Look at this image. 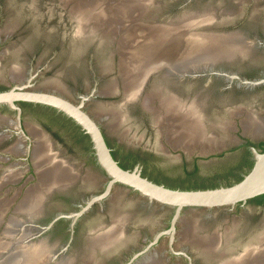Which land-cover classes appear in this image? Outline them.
<instances>
[{"label": "flooded vegetation", "instance_id": "flooded-vegetation-1", "mask_svg": "<svg viewBox=\"0 0 264 264\" xmlns=\"http://www.w3.org/2000/svg\"><path fill=\"white\" fill-rule=\"evenodd\" d=\"M71 2L0 0V91L29 80L24 89L55 93L73 103L86 96L83 109L98 125L116 163L123 169L136 168L140 176L168 188L229 185L251 168L252 148L264 149V80L251 83L264 78V0H170L166 8L154 2L161 9L156 7L154 15L148 10L146 16H138V22L165 20L177 12L214 6L217 14L211 28L236 30L234 36L247 51L223 57L193 52L175 56L166 61L171 64L163 62L147 73L130 99L122 81L116 37L110 39L103 27L76 35ZM11 17L12 24L6 25ZM141 25L138 32L146 26ZM28 34L36 37L34 46L21 50L15 40ZM20 52L26 55L17 64L14 57ZM201 57L207 59L197 62ZM55 69L66 72V86L39 78ZM110 83H115L114 90H108ZM168 96L177 101L174 113L178 116L172 114L171 124L179 132L173 134L169 122L157 116L163 113L161 97ZM15 105L19 111L0 103V179L9 172V176L17 173V179L0 186V200L13 192L12 234L16 230V241L23 244H47L46 257H50L45 264H218L225 258L221 252L242 250L238 248L244 238L264 226L257 217L264 200L253 199L255 196L233 207H183L173 230L174 207L150 202L119 182L87 205L104 192L109 180L89 136L53 106L25 100L15 101ZM247 116L250 126L246 128L243 120ZM189 123L199 129L194 137L183 133ZM40 137L46 139L55 159L71 170L74 180L47 192L38 213L27 216L14 208L26 189L39 183L37 170L42 166L34 164L32 152ZM65 150L74 156L69 157ZM16 184L22 185L19 191ZM1 222L6 225L2 218ZM185 222L198 228L183 239ZM103 232L111 234L106 235L108 244L90 246L91 237ZM210 234L219 235L214 250L203 247Z\"/></svg>", "mask_w": 264, "mask_h": 264}, {"label": "bare ground", "instance_id": "bare-ground-1", "mask_svg": "<svg viewBox=\"0 0 264 264\" xmlns=\"http://www.w3.org/2000/svg\"><path fill=\"white\" fill-rule=\"evenodd\" d=\"M150 3H152L151 0H72L71 2V14L75 19L76 35L83 36L86 34V32L101 29L102 26L105 25V27H103L104 34L108 35L112 40L117 37L115 39H117L121 54V75L123 78L122 81L125 92L129 99L134 97L140 90L142 86L141 84L144 80L143 77L147 75V73L156 68H159L163 62L169 61L175 56H183V54L186 55L185 53L193 52L197 53L200 56L202 55L208 57L210 55L212 56V54H214L215 56L216 54V56L223 57L233 55L234 53L247 51L240 43L239 37L194 34L191 32V26L197 23L203 24L208 20L216 19L211 9H204L199 12H190L189 14L174 19L165 26H145V23H141V21L138 22L136 19H134V22L138 28L142 26L141 24H143V27L145 28H142L141 36L138 37L137 41L140 42L131 45V40L134 37V27L129 24L131 21L130 19L136 15H143V12L146 10V8H148V5ZM110 31L113 33H110ZM198 55H194L193 57H197ZM207 57H201L199 58V60L197 59V62L201 61L203 58L205 61V58L207 59ZM195 58H193L194 61H196ZM187 59H189V61H192V58L190 57ZM187 59H185L186 61H184L188 63L189 61H187ZM179 62L182 63L181 61ZM168 63L171 64V62ZM174 63L176 62L174 61ZM112 84L111 86H109L108 90H114ZM160 105L163 113L160 112L157 116L161 120L164 117V119L169 122L168 129L170 132H172V134L177 132L178 130H176V128L171 124L173 119L172 114L178 116L174 113L177 101L169 96L161 97ZM190 115L193 116L192 118L195 122V114L191 113ZM243 124L246 128L250 126V118L248 116L243 120ZM196 126V124L189 123V125L187 126V130L185 128L183 129L184 135H187L189 137V135L192 136L199 133V129L196 128ZM255 128L259 129V125L255 124ZM197 137L199 136L197 135ZM37 140L38 142H35L36 145L34 146L32 153L34 164L36 166H42V168L40 167V169L37 170L39 184L36 187L34 186L32 188L26 189V192H24L22 198L14 208L16 212H25L27 216H34L38 213L41 207V201L47 192H49L53 188H62L66 185H69L72 178L74 180V177L71 176L70 173L71 170L69 171L65 164H63L61 161L56 160L53 154H51L49 150L50 148H48V144L46 143L47 141H44L46 139L42 140V138L40 137ZM9 173L1 177L0 186H2V184L7 182L8 180H14V177L17 176V173H15V171L10 176ZM7 205H9L8 202L2 203L0 201V208L5 209L4 207H6ZM12 219L14 218L10 216V219L7 221L6 225H4L5 230H3V233H6L8 235L12 234ZM185 223L184 228L181 232L183 239L191 237L193 235L194 227H197L195 223H192L193 225L191 224V222ZM114 230L116 229L114 228ZM14 232L16 233V230ZM107 233L103 232L94 234L91 237L90 246L93 247L96 245L98 246L107 243ZM215 234H210L211 236L206 237L207 239H203L204 248L209 250L215 249L217 245L216 239L219 236L218 234L217 236ZM110 235L108 234L107 236ZM114 236L117 235L115 234ZM110 238L113 239L114 237ZM110 238L108 239L110 240L109 243H111L112 240ZM2 239L3 238H0V248H2L3 245H6V241H4L5 243H3ZM104 241L106 242L104 243ZM28 244L30 245H28L27 247L23 246L22 248L15 249L14 252H10L12 253L10 255L12 256V264H45L47 262L46 258L49 256L48 255L46 257L50 247L42 241L32 242ZM1 253H3L2 250H0V254ZM67 258L69 259V257ZM71 258L74 259L73 257ZM218 264H264V242L260 241L257 245H248L245 247L243 253L239 254V256L224 258Z\"/></svg>", "mask_w": 264, "mask_h": 264}, {"label": "water", "instance_id": "water-1", "mask_svg": "<svg viewBox=\"0 0 264 264\" xmlns=\"http://www.w3.org/2000/svg\"><path fill=\"white\" fill-rule=\"evenodd\" d=\"M204 9H211L214 15L217 14L216 7L207 6L177 12L165 20H148L145 24L147 26H165L176 18L189 14L190 12H199ZM147 11L148 9L146 8L143 12L144 16L147 15ZM214 21L215 19L208 20L203 24L197 23L191 26V32L194 34L217 36L235 35L236 30L214 31L211 28ZM263 80L264 78L252 81L251 83H259ZM28 84L29 80L25 84L13 85L7 90L0 91V103H7L10 107L16 108L17 111H19V108L15 105V101L18 100L38 102L53 106L58 111L71 118L83 130V132L89 136L97 161L109 176V180L104 192L91 198L87 202V205L104 195L113 183L119 182L130 187L132 190L139 192L150 202L156 201L160 204L174 207L175 212L171 220V230H173L175 219L183 207H200L207 209L216 207H233L236 203H244L247 199L264 194V149L262 151H257L252 148L253 164L251 168L238 181L229 185H220L217 187L203 189L168 188L162 184L151 182L150 180L140 176L139 172L136 171V168L133 170L123 169L116 163L105 144L98 125L83 109V102L86 99V96H81L78 103H73L55 93L24 89ZM21 187L22 185L16 189L19 191ZM161 233L162 232L157 233L155 238H157ZM244 249L238 252H230L228 254L225 252L221 253L223 256L225 255V258L237 257L239 254L243 253Z\"/></svg>", "mask_w": 264, "mask_h": 264}, {"label": "rangeland", "instance_id": "rangeland-1", "mask_svg": "<svg viewBox=\"0 0 264 264\" xmlns=\"http://www.w3.org/2000/svg\"><path fill=\"white\" fill-rule=\"evenodd\" d=\"M151 1H152V3H150L148 5V8L147 9L150 12H152L153 15L155 14L153 12L155 9H157V8L158 9H161V7H157L155 4H153L154 2L160 3V5L161 4H165V8H166V5H168V2H170V0H151ZM4 6L7 7L8 5L7 4H4ZM181 12H183V11H181ZM165 13L168 14V13H170V11H165ZM137 18H138V15L132 17L130 19L131 21L129 23L132 27H134V37L131 40L132 41L130 43L131 45H134V44L140 42V41H137V40H138V37L141 36V32H138V27H137V25L134 22V19L138 20ZM15 22L18 23V21H15ZM5 24L6 25L12 24V17H11V20L5 22ZM102 27H105V25H103ZM33 38L35 39L36 37L33 36L32 34H28V35H25V36H20L19 38H17V40H15L16 41L15 44L18 47H20L21 50H22V47H24V46H26V47H30L31 46L32 47V45L34 46ZM25 55H26L25 53L20 52L19 55H17V56L14 57L16 59V61H17V64H20V63L22 64L24 62L22 59H24ZM13 75H14V73L12 74V76ZM66 76H67V74L64 71V69H55V70L52 71V73H50V74L48 73L44 77L43 76L42 77L40 76L39 78H41L43 81L45 80L44 82L50 83L52 85H59V86L60 85H65L66 86L67 85V82L64 80V78ZM66 152L70 153L71 156L68 155L69 157H73L74 156V155H72L73 153L71 151H68L67 150ZM186 183L187 182H185V184ZM192 183H195V182H190V184H192ZM200 184H202V183H200ZM18 186H19V184L18 185L16 184V187H18ZM3 188H6V187L4 186ZM12 193H10L5 200H0L2 203L8 202V204H9L6 207H4L5 209L0 208V220L2 218V221L4 220L5 223H7V221L9 220V216L11 215L10 213H11V209H12ZM3 196H4V194L1 197H3ZM9 201H10V203H9ZM1 206H2V204H1ZM257 214H258L257 217L259 219H261L262 222H264V207L260 208L257 211ZM0 225H1L0 226V238H3L2 239V242L3 243H5L4 241H6V245H3V247L0 248V250H2V252H3V253L0 254V264H8V263L9 264H12V256H10L12 253H10V252H14L15 249L22 248L23 246L24 247H27L30 244H23V243H20L19 241H16L19 238L18 237V233H14L15 235H13V234H9L8 235L6 233H3V230H5L4 229V223L1 222ZM263 239H264V226L261 227V228H258L257 230L252 231L251 233H249L248 236H246L244 238V240L242 241V245H240L238 249L239 250L242 249V248L244 249V247H246L248 245H257L260 241H263L264 242ZM252 241H254V242H252Z\"/></svg>", "mask_w": 264, "mask_h": 264}, {"label": "trees", "instance_id": "trees-1", "mask_svg": "<svg viewBox=\"0 0 264 264\" xmlns=\"http://www.w3.org/2000/svg\"><path fill=\"white\" fill-rule=\"evenodd\" d=\"M263 150V149H262ZM241 178V177H238V179ZM253 199H256L258 201H262L264 200V194H260V195H257L255 196Z\"/></svg>", "mask_w": 264, "mask_h": 264}]
</instances>
